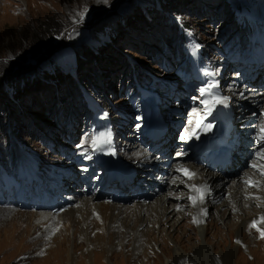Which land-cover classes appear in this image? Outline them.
I'll use <instances>...</instances> for the list:
<instances>
[{"label": "rangeland", "instance_id": "1", "mask_svg": "<svg viewBox=\"0 0 264 264\" xmlns=\"http://www.w3.org/2000/svg\"><path fill=\"white\" fill-rule=\"evenodd\" d=\"M262 120L264 0H0V264H54L39 216L151 204L185 163L212 170L205 221L228 239L232 181L264 165ZM187 209L171 212L172 237L183 225L196 237ZM262 245L239 242L233 264H264Z\"/></svg>", "mask_w": 264, "mask_h": 264}, {"label": "bare ground", "instance_id": "2", "mask_svg": "<svg viewBox=\"0 0 264 264\" xmlns=\"http://www.w3.org/2000/svg\"><path fill=\"white\" fill-rule=\"evenodd\" d=\"M225 104L216 105L224 110ZM193 136L192 139H196L199 135ZM252 164L250 161V167ZM199 168L186 163L175 165L173 171L177 174L168 176L169 190L157 195L151 204L135 201L132 207H125L108 201H85L87 203L75 208L53 209L46 216H39L46 222L40 242L43 244L42 261L52 254L51 263L54 264H233L234 251L239 242L243 241L246 245L257 242L259 246L262 241L260 255L256 258L263 263L264 238L250 225L254 220L259 222L264 218V175L252 167L248 171L243 170L245 177L232 181L227 195L229 206L223 214L230 215L229 222L234 223L229 226V238L226 239L216 223L205 221L207 207L212 204L213 192L218 185L212 182V170ZM180 169L194 174L192 182L178 177L184 174ZM179 184H185L189 188L188 193H173V188ZM193 185L201 189L204 196L202 201L199 199L200 193L193 190ZM190 196L197 197L195 204L189 199ZM185 205L188 206L186 213L193 220L190 227L196 237L186 231V225H183V232L179 230L180 233L172 237L181 214L169 222L171 212H179L178 207ZM231 210L237 214H231ZM226 216L218 220L223 221ZM162 225L165 227L161 228ZM258 227L264 229V223H258Z\"/></svg>", "mask_w": 264, "mask_h": 264}, {"label": "snow or ice", "instance_id": "3", "mask_svg": "<svg viewBox=\"0 0 264 264\" xmlns=\"http://www.w3.org/2000/svg\"><path fill=\"white\" fill-rule=\"evenodd\" d=\"M98 2H99V0H98ZM103 2L107 3L108 0H103ZM87 12H88V7L84 6L82 11L77 13V15L80 18V20L78 22L83 21L84 16ZM215 88H217L216 84H209L207 86V88H201L200 89L201 96H203L206 92H210L212 89H215ZM213 99H214V103L212 105L213 107L215 106V104H223L227 100V98H224V99L213 98ZM201 103H206V101H201ZM207 112L210 113L211 108H208ZM192 135H197V134L195 132H193L191 134H182L181 139H185V138L190 139L192 137ZM99 136L105 137V139L103 140V143H110V138H111V132L110 131L107 133H100ZM255 142L257 145H264V120H262L261 123L257 126V130H256V134H255ZM93 147H99V144L97 143L95 138L93 139ZM255 157L257 160H264V147H261V149L256 152ZM251 167L257 168L261 172V175H264V165L252 164ZM180 170L183 171L184 174L187 175L190 179L194 175L193 173L189 172L187 169H180ZM192 188L197 193H200L199 199L202 201L204 196H203V193L201 192V189L197 188L195 185H193ZM189 199L192 200L193 204H195L197 201L196 196H190ZM258 223H264V218H261V220L259 222L254 220L252 222V224L250 225V227L256 228V230L258 232H260L261 237L264 238V229L259 228Z\"/></svg>", "mask_w": 264, "mask_h": 264}, {"label": "water", "instance_id": "4", "mask_svg": "<svg viewBox=\"0 0 264 264\" xmlns=\"http://www.w3.org/2000/svg\"><path fill=\"white\" fill-rule=\"evenodd\" d=\"M155 125H156V123L152 124L150 127H152V128H153Z\"/></svg>", "mask_w": 264, "mask_h": 264}]
</instances>
